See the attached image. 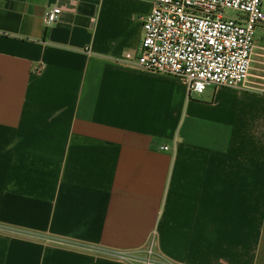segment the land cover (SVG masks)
<instances>
[{
	"label": "crops",
	"instance_id": "0c3cea01",
	"mask_svg": "<svg viewBox=\"0 0 264 264\" xmlns=\"http://www.w3.org/2000/svg\"><path fill=\"white\" fill-rule=\"evenodd\" d=\"M151 12L0 0V264H264V30L246 87L195 95L133 65Z\"/></svg>",
	"mask_w": 264,
	"mask_h": 264
},
{
	"label": "built area",
	"instance_id": "2783aa9c",
	"mask_svg": "<svg viewBox=\"0 0 264 264\" xmlns=\"http://www.w3.org/2000/svg\"><path fill=\"white\" fill-rule=\"evenodd\" d=\"M150 1L152 12L142 19L144 34L135 67L179 78L195 95L213 86L246 87L256 31L264 30V0ZM227 10L238 12L237 17H226ZM60 14L61 9L54 8L45 22L56 23ZM153 244L144 254L85 248L127 264H173L156 256Z\"/></svg>",
	"mask_w": 264,
	"mask_h": 264
},
{
	"label": "rangeland",
	"instance_id": "374dc122",
	"mask_svg": "<svg viewBox=\"0 0 264 264\" xmlns=\"http://www.w3.org/2000/svg\"><path fill=\"white\" fill-rule=\"evenodd\" d=\"M224 15L226 17H229V18H235V17H237L238 12L233 11V10H227V11H225ZM262 35H263L262 31L260 29H258L257 32H256L255 42L260 40Z\"/></svg>",
	"mask_w": 264,
	"mask_h": 264
}]
</instances>
